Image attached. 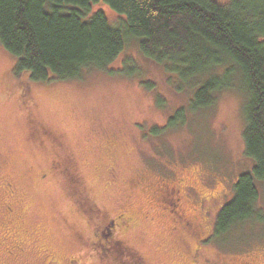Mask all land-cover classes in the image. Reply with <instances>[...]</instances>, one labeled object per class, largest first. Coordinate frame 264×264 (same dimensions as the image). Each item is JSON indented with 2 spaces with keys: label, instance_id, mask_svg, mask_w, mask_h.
I'll list each match as a JSON object with an SVG mask.
<instances>
[{
  "label": "rangeland",
  "instance_id": "374dc122",
  "mask_svg": "<svg viewBox=\"0 0 264 264\" xmlns=\"http://www.w3.org/2000/svg\"><path fill=\"white\" fill-rule=\"evenodd\" d=\"M98 8L113 25L122 19ZM126 61L135 77L96 71L82 80L33 82L14 72L0 46V264H110L106 240L120 241L144 264H264V223L214 236L236 178L253 166L242 140L244 81L191 113L193 92H177L135 42L110 68ZM179 109L185 124L150 133ZM182 177L192 190H182L180 213L200 237L180 229L160 201L161 185ZM258 191L264 213V182ZM112 219L114 233L103 238Z\"/></svg>",
  "mask_w": 264,
  "mask_h": 264
},
{
  "label": "trees",
  "instance_id": "16d2710c",
  "mask_svg": "<svg viewBox=\"0 0 264 264\" xmlns=\"http://www.w3.org/2000/svg\"><path fill=\"white\" fill-rule=\"evenodd\" d=\"M100 5L122 19L111 24L103 9H95ZM130 41L163 67L177 92H193L191 113L213 106L220 93L238 90L237 81H244L242 140L253 166L236 178L231 199L217 213L214 236L226 237L235 225L264 223L257 206L264 182V0H0V46L13 57L14 72L33 82L82 80L96 71L135 77L130 61L110 68ZM185 113L177 110L150 133L182 126ZM107 248L110 264H144L120 241Z\"/></svg>",
  "mask_w": 264,
  "mask_h": 264
},
{
  "label": "flooded vegetation",
  "instance_id": "af4514ba",
  "mask_svg": "<svg viewBox=\"0 0 264 264\" xmlns=\"http://www.w3.org/2000/svg\"><path fill=\"white\" fill-rule=\"evenodd\" d=\"M173 182L174 183L172 185H167V184L161 185V187L164 186V188L161 189V191L164 193L162 199H160L161 204H162V202L165 204V207H166L165 209L169 215H171L172 217L177 216L176 218L179 219L178 225H179L180 229L191 231L189 233L192 237L193 236L200 237V234H202L201 230L200 231L193 230L194 229L193 223L191 224L187 220L185 215L180 213V211L182 210V205L185 202L184 194H183L182 190H184V192L186 190H192V187L188 183L187 177L179 178L177 180H174ZM135 183L137 185H141L142 181L137 178ZM123 218L124 217L122 216V217H118L117 219L123 220ZM124 222L125 221L123 220L121 222V224H123ZM115 225H116L115 219L110 220L109 223L103 228V230L101 232L102 237L103 238H111L112 234L114 233ZM118 226H119V223H118ZM174 231H176V230H174ZM205 238L200 239L199 243L203 242ZM112 241L113 240H111V241L108 240V244L112 243Z\"/></svg>",
  "mask_w": 264,
  "mask_h": 264
}]
</instances>
